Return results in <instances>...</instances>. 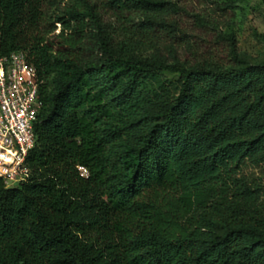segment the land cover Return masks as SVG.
Segmentation results:
<instances>
[{"label":"trees","instance_id":"1","mask_svg":"<svg viewBox=\"0 0 264 264\" xmlns=\"http://www.w3.org/2000/svg\"><path fill=\"white\" fill-rule=\"evenodd\" d=\"M58 2L0 0V57L25 54L44 102L30 180L0 178V264H264L243 172L264 165V60L233 36L230 66L144 58L170 0Z\"/></svg>","mask_w":264,"mask_h":264},{"label":"rangeland","instance_id":"2","mask_svg":"<svg viewBox=\"0 0 264 264\" xmlns=\"http://www.w3.org/2000/svg\"><path fill=\"white\" fill-rule=\"evenodd\" d=\"M170 1L179 7L168 18V23L175 26L176 30L169 28L167 31H158L156 43L145 41V46L139 50L144 58L160 59L169 63L187 62L190 65L207 61L230 66L237 64L227 39V36H233L240 59L253 64L264 60V0ZM64 2L67 0H59L57 5ZM56 10L57 7H52L50 1L46 12L53 16ZM195 14L209 20L211 27L199 25ZM105 19L108 24L112 23L117 27L120 25L112 12H108ZM59 30L60 25L56 32ZM167 76L176 77L174 74ZM243 172L264 183V165H248Z\"/></svg>","mask_w":264,"mask_h":264},{"label":"built area","instance_id":"3","mask_svg":"<svg viewBox=\"0 0 264 264\" xmlns=\"http://www.w3.org/2000/svg\"><path fill=\"white\" fill-rule=\"evenodd\" d=\"M41 83L23 52L0 57V178L9 188L32 176L28 157L36 146L35 126L44 106ZM79 169L87 175L86 168Z\"/></svg>","mask_w":264,"mask_h":264}]
</instances>
